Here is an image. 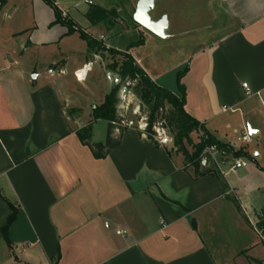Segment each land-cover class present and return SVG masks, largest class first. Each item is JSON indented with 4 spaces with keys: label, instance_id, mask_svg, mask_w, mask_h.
<instances>
[{
    "label": "crops",
    "instance_id": "1",
    "mask_svg": "<svg viewBox=\"0 0 264 264\" xmlns=\"http://www.w3.org/2000/svg\"><path fill=\"white\" fill-rule=\"evenodd\" d=\"M139 1L55 3L91 35L96 25L117 34L142 27L134 21ZM161 4L155 21L165 18L168 26L159 38L182 52L171 68L140 62L134 55L138 46L113 48L104 44L103 34L96 40L106 54L128 51L156 84L178 96L177 74L188 66L181 80L187 113L245 153L235 159L253 162L234 169V161L225 159L219 165L227 183L223 190L217 174L195 178L171 143L159 145L135 128L114 130L120 143L105 158H96L77 130L90 123L91 141L105 142L106 136L95 132L87 99L94 101L91 109L100 105L115 85L109 74H119L109 69L104 49L89 51L87 43L70 66L68 46L80 35L52 24L54 9L43 0H5L0 4V264H51L58 253V264H264V245L255 231L253 240L245 238L264 214V148L256 158L249 149L264 140V0ZM93 6L116 13L92 24L87 13ZM172 25L176 30L169 33ZM97 61L108 75V92L96 88L91 74ZM85 65L90 67L85 78L77 80L75 72ZM71 71L74 83L67 77ZM86 115L90 118L83 120ZM246 133L250 140L238 141ZM231 174L249 180L246 198ZM252 197L259 206L251 204ZM10 204L18 209L9 231L12 248L1 232ZM223 214L236 230L232 242L238 245L219 238Z\"/></svg>",
    "mask_w": 264,
    "mask_h": 264
},
{
    "label": "trees",
    "instance_id": "2",
    "mask_svg": "<svg viewBox=\"0 0 264 264\" xmlns=\"http://www.w3.org/2000/svg\"><path fill=\"white\" fill-rule=\"evenodd\" d=\"M43 1L54 9L55 20L52 24L61 23L65 25L68 28V34L78 32L80 37L87 41L89 51L104 49L103 45L86 33L81 27L71 20L64 19L55 0ZM4 3L5 0H0L1 5ZM115 13V10H106L100 6H93L88 11L87 18L92 24H96L104 22ZM143 44L144 37L142 36L138 41L131 43L128 48L130 49ZM108 51L112 55H118L122 58L120 62L116 61L111 63L109 69L117 71L121 78V84L123 82H131V84L128 85L129 89L132 85L134 86V94L138 97L141 108L143 107L148 111V131H151V127L155 122L162 120L172 137L177 151L184 155L185 168L192 170L195 178L208 173L217 174L221 179L223 190H225L227 188V183L215 163L212 162L211 165L209 164V166L206 167L201 165L202 152L206 147L216 145L220 151H224L233 158L242 156V154L244 155L245 153H242L241 150L235 151L231 144L218 140L204 127L203 123L192 117L185 110L186 89L182 85L181 80L188 71V66L177 74V82L181 91V96H178L169 89L156 84L144 69L137 64L134 57L128 51L121 52L115 49H109ZM121 84H115L111 91L105 95L104 101L93 109L91 121L101 119L108 122V132L105 142L91 141L92 127L90 123L77 130V135L81 142L90 147L96 158H105L109 151L120 143V137H114L115 129L111 122L117 118V105L119 103ZM193 132L202 134L197 142L192 139ZM190 148L192 150H190ZM191 167L193 169H190ZM10 207L11 213L6 223L1 227V232L8 246L12 248L9 231L17 217L18 209L12 204H10ZM257 226L264 233V214L261 220L258 221ZM59 258L60 253L51 261V264H58Z\"/></svg>",
    "mask_w": 264,
    "mask_h": 264
},
{
    "label": "rangeland",
    "instance_id": "3",
    "mask_svg": "<svg viewBox=\"0 0 264 264\" xmlns=\"http://www.w3.org/2000/svg\"><path fill=\"white\" fill-rule=\"evenodd\" d=\"M161 2L162 0H157L156 2V6H155V10L151 13L153 20H156L155 18H158L160 16L161 13ZM67 19V18H65ZM180 23V22H179ZM181 25L178 24V29H181ZM174 30H176V27L174 25H172V27H169L168 32H174ZM90 33L92 35L93 38L95 39H99L100 36L103 34L106 37V40L104 41V44L108 45V46H112L113 48H117V49H126L127 46H129L131 43L138 41L142 36L144 37L145 44L144 45H140L137 47V49L134 52L135 57L140 60V62L144 63L147 65V61H151L153 63H156L159 67L165 68V69H169L171 68V66L177 62L180 58H181V53L180 52V48L177 46V44H166L168 43V41L163 40L157 36H154L153 34H150L147 30H145L144 28L138 26V29L136 28H132L128 31H124L122 33L117 34L115 32V30L109 29L106 26L103 25H96L95 28L90 29ZM147 35H151L149 36L150 38L147 39ZM86 43L87 41L84 40L83 38H80L78 35H75L71 38L68 49H71V51L73 52H68V54L66 55L67 61L69 63L70 66H73L79 59V53L85 50L86 47ZM88 44V43H87ZM108 52V51H107ZM103 55H104V59L106 61H108V64L114 63L116 61L120 62L121 58L119 59L120 56H114L112 55L110 52V54H106V49H104L102 51ZM107 63V62H106ZM106 65V64H103ZM103 68V70H102ZM102 72V75H101ZM91 74L94 76V78L97 79L98 85H96V88H98V90L101 88V86L103 87V89L107 86H109V79H108V75L106 73V71L104 70V66H101L100 62H96L94 65V71L91 72ZM69 79L73 80L76 82V79L71 71V75L67 76ZM103 80V83H101V81ZM128 82H123L121 84V90L119 92V96L122 92V87H127ZM131 83V82H130ZM82 87H85V84H79ZM133 85L130 87L129 91L127 92V94H129V98L132 104V106H135V104H139L140 105V101L138 99V97L136 96V94H134V90H133ZM105 88V89H106ZM104 89V90H105ZM105 91L108 92V90L106 89ZM103 92V91H101ZM96 96L97 91L95 92ZM92 96V95H91ZM99 96V95H98ZM93 97V96H92ZM93 100L87 99V109L88 112H91L93 109H91L90 104L93 103ZM169 108V107H167ZM141 113H145L146 115H148V111L145 108H141ZM129 117L132 118H136V116H133L132 113H128ZM83 120H88L90 117L89 115H86L83 117ZM94 121V120H93ZM97 120H95V132L98 135L100 133V136H102V138H107V132H108V123L106 120H101L96 122ZM200 135H202L201 133H197V132H193L192 133V139L194 141H198ZM174 146L173 140L171 142V146ZM264 148V140L260 143V146H257L256 142H253L249 145V149L251 151L252 157L256 158V154H259L261 152V149ZM173 149L177 150V148L174 146ZM190 150H192L190 148ZM263 158V156H262ZM227 159L229 161H236L239 159H235L233 157H231L229 154H226L225 156H221L219 154H216V157L214 160H210V165L212 164V162L215 163L216 167L219 169V165H221L224 160ZM243 161H245L248 165H250L253 161L252 158L250 157H243L242 158ZM227 167V166H226ZM190 169H193L192 167ZM231 179H233L236 184L240 187V189L242 190V198H246L245 195V188L248 185V181H246L245 179H241L240 177H238L237 175L231 174L230 176ZM254 182H258V180L256 178L250 179V181ZM257 196V195H255ZM253 201L251 202V204L255 205V206H259L258 204V199H256L255 197H252ZM220 220L222 222L219 223L218 225V229L219 230H223L220 237L222 240L221 242L223 243H227L230 247L238 245V242L233 243L232 240L235 238V233L236 230L234 228V226H230V223L227 215L223 214V216H220ZM233 225V224H232ZM230 226V228H229ZM255 231L259 241L264 245V233L259 229V227L256 225V223L254 222L253 225H250L248 233L246 234L245 238L248 241H251L254 239V235L252 234V231ZM255 235V237H256ZM217 238V239H219ZM242 244V243H240ZM239 244V245H240ZM253 254H256V251H252Z\"/></svg>",
    "mask_w": 264,
    "mask_h": 264
},
{
    "label": "built area",
    "instance_id": "4",
    "mask_svg": "<svg viewBox=\"0 0 264 264\" xmlns=\"http://www.w3.org/2000/svg\"><path fill=\"white\" fill-rule=\"evenodd\" d=\"M92 1H89L91 3ZM62 17L65 19L67 18L66 11H62ZM85 65L82 69L77 70L75 72V76L77 80H82V78H85L82 74V77L78 74L80 71L85 72V75L87 74V71L89 70V66ZM131 83L128 82L127 85H130ZM243 87L246 89L247 94H251L252 91L248 85V83H243ZM127 88V87H126ZM128 92V91H127ZM127 92L123 91L121 92L119 96V103L117 105V118L111 122V124L114 126V129L117 131L128 129V128H135L138 131L141 132L142 135L148 136L150 139L158 143L159 145H167L172 142V137L167 130V128L164 126V123L162 120H159L155 122L152 127L151 131H148V116L145 113H141V106L139 104H135V106H132L133 103H131L129 94ZM230 107L223 106V110H228ZM132 113L133 116H136V118H132L128 116V113ZM250 136L246 133L242 137L238 138V141H249ZM216 154H219L221 156H225L226 153L224 151H220L216 145L208 146L204 149V151L201 154V165L206 167L209 166L210 160H214L216 157ZM247 163L243 161L242 159L236 160L233 164L234 169L246 167ZM122 231H118L120 234Z\"/></svg>",
    "mask_w": 264,
    "mask_h": 264
},
{
    "label": "water",
    "instance_id": "5",
    "mask_svg": "<svg viewBox=\"0 0 264 264\" xmlns=\"http://www.w3.org/2000/svg\"><path fill=\"white\" fill-rule=\"evenodd\" d=\"M155 1L156 0H140L134 14V21L158 37H165L168 26L167 20L163 18L159 21H155L151 17V13L155 9ZM109 78L111 81H114L115 84H121V78L117 74L110 73ZM33 79H36V75L33 76ZM125 91L127 92L128 88H125Z\"/></svg>",
    "mask_w": 264,
    "mask_h": 264
},
{
    "label": "bare ground",
    "instance_id": "6",
    "mask_svg": "<svg viewBox=\"0 0 264 264\" xmlns=\"http://www.w3.org/2000/svg\"><path fill=\"white\" fill-rule=\"evenodd\" d=\"M82 74H84V75H85V72H83V71H80V72H79V75H80L81 77H82ZM84 75H83V76H84Z\"/></svg>",
    "mask_w": 264,
    "mask_h": 264
}]
</instances>
